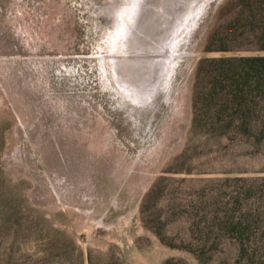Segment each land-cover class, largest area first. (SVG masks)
Segmentation results:
<instances>
[{"label": "rangeland", "instance_id": "374dc122", "mask_svg": "<svg viewBox=\"0 0 264 264\" xmlns=\"http://www.w3.org/2000/svg\"><path fill=\"white\" fill-rule=\"evenodd\" d=\"M132 1L0 0V264L264 257V112L233 121L203 77L264 56V0H210L170 59L144 54L169 60L149 100L114 69Z\"/></svg>", "mask_w": 264, "mask_h": 264}, {"label": "bare ground", "instance_id": "6f19581e", "mask_svg": "<svg viewBox=\"0 0 264 264\" xmlns=\"http://www.w3.org/2000/svg\"><path fill=\"white\" fill-rule=\"evenodd\" d=\"M143 1L144 0H133L132 2H130L129 4L130 12H128L127 16L125 17L126 20L125 18L121 19L119 24L120 31L118 30V32H120V36L118 38L119 40L117 41L121 43L119 44V46L118 44H115L117 41L114 43L115 47L117 45L118 50L121 51V53L133 52L138 56V58L131 59L129 61L127 60L122 61L124 59H121L115 64L114 69L116 75L124 77L126 79V82L127 81L129 82L128 84L129 86H127L126 88L130 90L132 93H134L133 95L135 97H139L142 95L149 100L152 97L149 95L150 94L152 95L151 91L153 92L154 89L153 87L156 84L158 73L164 70V67L169 62V60L166 61L164 60L163 69H161L162 60L161 62L155 63V60L152 58V56L145 57L144 54L150 52V53H159L158 55H161L164 52H166V49L169 46H171L170 48L171 51L169 50L170 54H168V57L170 59L173 55L171 52L174 51L175 48L180 46V44L187 39V36L190 32L189 25L191 24L190 28L193 26V24L198 18L199 12L210 0H198L194 5V2L196 1L195 0L192 4H190L189 7L194 5L191 9L189 8L190 10L188 9L187 11L180 12V15L171 22H167V21L163 22L162 31L160 32L159 36H156V40L152 42V45H150L151 43H149L148 45H144V44L140 45L139 43H137L139 37L140 39L143 38L141 37V33L139 32V31L142 32V30L138 28V23L140 22L139 18H141L140 14L144 10V8H146L148 5L145 2L143 3ZM179 23L180 25L184 23V27L182 28V31L179 33V35L175 37V40L171 43V35L169 38L167 36L170 34V31L172 32L173 35V33L178 30L177 29L178 27L176 28V26L179 25ZM159 57L163 58L162 56ZM138 62L140 64L137 65ZM154 65H155V69H154L155 75H153L154 79L152 78L153 81H151L152 80L151 79L148 85L146 86V88L144 89L145 87L144 81L146 79V76L152 71ZM128 76H130L131 78H129Z\"/></svg>", "mask_w": 264, "mask_h": 264}, {"label": "trees", "instance_id": "16d2710c", "mask_svg": "<svg viewBox=\"0 0 264 264\" xmlns=\"http://www.w3.org/2000/svg\"><path fill=\"white\" fill-rule=\"evenodd\" d=\"M260 50H264V47ZM206 63L208 62L201 61L199 71ZM209 63L213 65V69L203 77L210 81L213 92L220 85L223 91L233 97V121L245 115L255 116L258 120L259 114L264 112L259 108L264 102V56L222 57ZM247 99H250L248 101L252 104L251 107L247 106ZM246 131L250 132L249 129ZM259 134L264 136V131ZM255 264H264V257Z\"/></svg>", "mask_w": 264, "mask_h": 264}, {"label": "water", "instance_id": "95a60500", "mask_svg": "<svg viewBox=\"0 0 264 264\" xmlns=\"http://www.w3.org/2000/svg\"><path fill=\"white\" fill-rule=\"evenodd\" d=\"M194 1L195 0H144L143 3L145 2L148 5L140 14V17L142 19L139 18L140 22L138 23V28L142 30V32H139L141 33V37L143 38L140 39L139 37L137 43H139L140 45H148L150 43V40L152 41L154 39V35H160L163 27V22H171L180 15V12L187 11L189 8L191 9L198 0H196L195 2ZM193 2L194 5L189 7ZM159 9H162L163 15H158ZM163 16L165 17L163 18ZM168 18H170V21L168 20ZM150 45H152V43ZM133 58L137 59L138 56L136 54H133ZM128 77L131 78L130 76ZM147 85H145L144 89Z\"/></svg>", "mask_w": 264, "mask_h": 264}]
</instances>
